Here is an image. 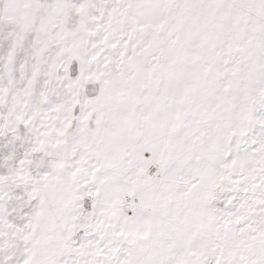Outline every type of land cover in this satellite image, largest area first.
I'll return each mask as SVG.
<instances>
[{"label": "snow or ice", "instance_id": "obj_1", "mask_svg": "<svg viewBox=\"0 0 264 264\" xmlns=\"http://www.w3.org/2000/svg\"><path fill=\"white\" fill-rule=\"evenodd\" d=\"M0 264H264V0H0Z\"/></svg>", "mask_w": 264, "mask_h": 264}]
</instances>
